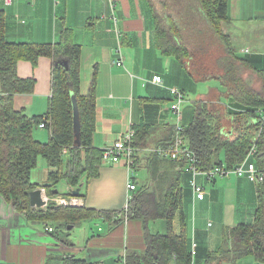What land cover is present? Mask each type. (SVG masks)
I'll list each match as a JSON object with an SVG mask.
<instances>
[{"label":"crops","instance_id":"1","mask_svg":"<svg viewBox=\"0 0 264 264\" xmlns=\"http://www.w3.org/2000/svg\"><path fill=\"white\" fill-rule=\"evenodd\" d=\"M0 11L5 15V37L11 42L56 44L70 30L71 42L82 46L80 93L86 95L95 79L92 146L104 149L130 126L137 131L138 145L133 173L122 162L102 158L98 176H83L79 195L84 199L82 208L91 212L81 221L72 222L64 215L44 220L30 209H15L0 196V264H64L68 256L82 259L85 264H149L145 258V228L152 234L165 235L167 220L130 219L128 202L146 188L165 190L175 177L183 189L191 252L196 244L189 264H205L209 254L224 243L226 228L254 221L258 184L236 174L216 176L213 180L198 175L196 181L205 188V197L196 199L192 172L181 168L176 160L152 152L169 142L178 122V115L171 108L175 100L171 88L184 94L180 122L185 127L194 118L196 101L237 108L220 82L221 73L209 72L206 61L201 66L195 63L198 70H194L193 55L183 63L162 52L148 0H0ZM228 18L224 32L230 35L237 55L251 66L241 67L242 77L255 87L263 85L264 0H228ZM120 59L121 65L116 63ZM17 71L20 77H33L36 85L32 93L14 96V108L29 116L47 113L53 96V58L42 56L36 65L20 60ZM157 75L162 77V83L153 81ZM250 78L258 80V84L250 82ZM198 83H207V87L199 89ZM189 94L195 95L192 106ZM224 124L228 130L230 118L226 117ZM45 130L37 127L34 132L43 143L50 139V132ZM39 164L32 180L41 187L44 182L47 184L52 168L45 159H40ZM65 167L66 164L64 170ZM132 180L136 189L130 191ZM78 187L63 179L50 188L68 196ZM77 226L82 229L74 235L71 230ZM174 230L182 233L179 216L174 220ZM221 264L264 262L247 256L235 263Z\"/></svg>","mask_w":264,"mask_h":264},{"label":"trees","instance_id":"2","mask_svg":"<svg viewBox=\"0 0 264 264\" xmlns=\"http://www.w3.org/2000/svg\"><path fill=\"white\" fill-rule=\"evenodd\" d=\"M148 1L155 21L157 45L162 52L176 56L183 63L193 55L194 70H198L195 63L201 66L206 61L210 65L209 72L221 73L220 82L237 108L233 110L230 105L225 107L207 100L195 102L194 118L185 127L184 138L196 153L199 167L211 169L224 164L235 167L252 147L256 148L253 160L264 167V84L255 87L242 77L244 71L241 67L251 66L237 55L230 35L222 28V24L229 20L228 0ZM69 32L66 30L64 38L56 44L11 42L5 37V15L0 11V196L15 209H30L34 216L44 220L64 215L76 222L83 220L91 211L82 207L56 206L52 202L46 205L49 206L46 210L31 209L29 195L40 185L32 180L40 159H45L52 168L47 184H57L65 179L70 186L78 187L83 176L92 178L99 175L103 149L92 146L95 79L89 92L81 94L82 46L71 42ZM42 56L54 60L51 107L43 115L29 116L25 111L14 108L13 99L16 94L32 93L36 80L20 77L17 64L20 60H28L36 65ZM60 59L68 61L67 68L59 62ZM72 93L76 95L79 109L80 144L76 143L74 131ZM226 117L231 120L228 130L224 124ZM42 122L50 132L47 143L34 134ZM136 135L135 129L133 143L137 148ZM174 135L175 127L168 143ZM65 148L68 149L66 152ZM179 165L184 169V163ZM257 184L258 206L254 221L226 228L224 243L209 254L205 264L235 263L247 256L264 262V181ZM127 211L130 219L167 220L168 232L165 235L152 234L145 228L147 263L189 264L193 261L179 178L175 177L165 190L143 189L129 200ZM178 216L182 224L181 234L174 230V220ZM64 264H85V261L68 256Z\"/></svg>","mask_w":264,"mask_h":264},{"label":"built area","instance_id":"3","mask_svg":"<svg viewBox=\"0 0 264 264\" xmlns=\"http://www.w3.org/2000/svg\"><path fill=\"white\" fill-rule=\"evenodd\" d=\"M10 3L12 0H6ZM117 64H123V61L117 60ZM153 81L156 83H162L161 76H154ZM172 93L175 96V100L171 105V108L178 115V122L175 124V135L172 141L166 145H161L152 149V152L169 157L177 162L184 163V169L190 171L193 174L192 179V188L194 197L196 199H204L205 197V188L201 186L197 181L196 177L198 175H204L208 179L213 180L216 176H229L231 174H236L239 176H246L251 181L256 184L264 181V167L259 166L254 160L253 156L256 154V148L252 147L249 154L235 167H228L224 165H216L211 169H202L198 165V157L194 150H192L184 138L185 126L181 124V103L185 100L184 94L177 88H171ZM40 127H46L45 123H41ZM134 137L135 129L130 126L125 132L116 140L114 143L107 145L103 149L102 158L106 161L112 163H124L132 173L134 172L135 167V155L137 152L136 146H134ZM68 149H64L66 152ZM129 190L136 189V184L130 181ZM46 202H57L64 206L69 207H82L84 205V199L80 195H44ZM196 244L193 245L192 254H195Z\"/></svg>","mask_w":264,"mask_h":264},{"label":"water","instance_id":"4","mask_svg":"<svg viewBox=\"0 0 264 264\" xmlns=\"http://www.w3.org/2000/svg\"><path fill=\"white\" fill-rule=\"evenodd\" d=\"M59 62L65 67H68V61L66 59H60ZM73 108H74V131L76 136V143L80 144V132H81V123H80V117H79V109H78V103L76 99V95L74 93L71 94ZM47 187V186H45ZM81 188L78 187L75 190L71 191L72 195H79ZM43 191L42 188L39 187L37 189H33L30 191V205L32 207H42L46 205V201L43 198ZM52 194H59L58 189L51 190Z\"/></svg>","mask_w":264,"mask_h":264},{"label":"rangeland","instance_id":"5","mask_svg":"<svg viewBox=\"0 0 264 264\" xmlns=\"http://www.w3.org/2000/svg\"><path fill=\"white\" fill-rule=\"evenodd\" d=\"M222 28H224V24H222ZM216 38H217V37H216ZM216 38H210V40H212V39H216ZM212 44L214 45L213 42H212ZM241 46H243V45H241ZM215 52H217V49L215 50ZM263 66H264V64H263ZM250 82H256V84H258V80H256V79H255V81H254L253 79L250 78ZM207 83H208V82H207ZM207 83H198V87H199V89H201V88H203V87L206 88V87H207V85H206ZM256 87H259V86H256ZM188 96L190 97V105L192 106V102H191V101H192L193 99H195V95H194V94H189ZM45 131L48 132L47 130H45ZM38 167H40V164H39ZM61 183H64V182L62 181ZM61 183H60V184H61ZM41 185H42V183H41ZM53 185H54V184H53ZM43 186H49V187H43ZM51 186H52V184H46V182H44V184L41 186L42 191H43V193H42V194H43V198H44L45 201H46V199H45V197H44L45 194H47V195H49V196H50V195H57V194H50V193H51V190H52V189L50 188ZM37 188H39V187L37 186V187H35L34 189H37ZM48 188H49V189H48ZM58 189L62 190L60 186H58ZM56 203H57V202H56ZM56 203L53 202V204H56ZM43 207H44V206H43ZM47 207H49V206H46L44 210H46ZM24 211H25V210H24ZM84 224H85V223H83V225H84ZM103 224L105 225V227H107L105 223H103ZM81 227H82V226H77L74 230H71L72 234L75 235V234L79 233V232L81 231L80 229H82ZM62 230L65 231V229H62Z\"/></svg>","mask_w":264,"mask_h":264},{"label":"bare ground","instance_id":"6","mask_svg":"<svg viewBox=\"0 0 264 264\" xmlns=\"http://www.w3.org/2000/svg\"><path fill=\"white\" fill-rule=\"evenodd\" d=\"M128 188H129V187H128ZM47 204H48V202H46V205H47ZM46 205H45V206H46ZM45 206H44V207H45ZM42 207H43V206H42Z\"/></svg>","mask_w":264,"mask_h":264}]
</instances>
